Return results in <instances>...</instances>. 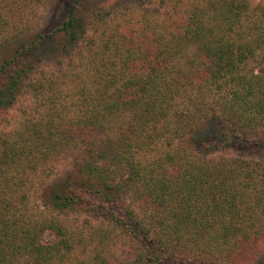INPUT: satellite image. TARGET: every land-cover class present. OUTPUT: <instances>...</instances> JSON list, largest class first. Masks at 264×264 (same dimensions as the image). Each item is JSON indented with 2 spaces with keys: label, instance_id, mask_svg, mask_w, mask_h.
Returning <instances> with one entry per match:
<instances>
[{
  "label": "trees",
  "instance_id": "1",
  "mask_svg": "<svg viewBox=\"0 0 264 264\" xmlns=\"http://www.w3.org/2000/svg\"><path fill=\"white\" fill-rule=\"evenodd\" d=\"M79 1L57 28L0 56L8 105L46 42L60 38L85 66L67 97H41L43 82H54L30 78L38 102L29 110L41 113L0 130V264H72L83 239L58 215L73 207L135 239L132 264L250 262L264 244V156L217 153L264 152V3L198 0L180 14L113 23L110 10H93L87 35L77 29ZM19 6L0 0V51ZM207 119L212 130H203ZM60 160L74 175L56 181ZM38 189L40 205H30Z\"/></svg>",
  "mask_w": 264,
  "mask_h": 264
},
{
  "label": "rangeland",
  "instance_id": "2",
  "mask_svg": "<svg viewBox=\"0 0 264 264\" xmlns=\"http://www.w3.org/2000/svg\"><path fill=\"white\" fill-rule=\"evenodd\" d=\"M196 1L198 0H80L77 7V29L79 31L84 29L87 35L91 34L89 22L92 18L93 10L101 11L105 17L110 10V14L114 17L108 16L107 19L113 23L125 17L128 19L138 18L142 13H146V16L154 17L153 15H155V10L157 9L172 8L180 14L191 2ZM74 2L75 0H16L17 5L20 4V6L14 11L16 24L10 30L11 43H8L6 47L4 46L3 50L1 49L0 56L11 54L13 52L11 50L16 46L15 43L20 39L23 42H27L30 36L36 32H49L57 28ZM249 2L252 6H255L258 3H264V0H249ZM59 40L60 38L52 42H46L41 47V50L30 58V61L37 66L34 69L32 68V72L18 89L20 102L17 101L13 105L4 104L7 100L5 98L3 103H0V110L7 112V116L4 114L0 116V130H7L10 126H18L24 119L30 116L35 118L41 113L43 109L41 107L38 108V111L30 112L29 110L33 108V104L35 105L38 102L35 96L32 98L28 92L29 86L26 85V82H30V78L39 79V77H45L51 78V81L54 82V89H50L48 85L50 80L43 82V84L41 83L43 85L41 88V94L43 95L41 97L47 96L52 91L60 92V94L62 93L63 96L67 97L84 80L83 71L85 66L83 61L76 55H71L70 57L60 44L57 45ZM68 46L72 48L74 44L72 43ZM19 58L21 59V57ZM257 63L254 62L253 65L262 66ZM203 125V130H212L213 120L207 119ZM217 154L247 159L264 156V152L241 146H233L230 150L227 149ZM56 170V175L52 177L56 181L64 179L66 176L74 175L69 160H60ZM40 190L38 189L33 195L30 205H40L37 201V195ZM58 216L73 234L83 239L81 244H79L80 241L77 242L75 253L72 256V264H79L78 262L81 261H84L85 264H100L103 260L101 258H106L109 262L108 264H132L137 262L136 258L139 250L135 239L123 234L120 228L112 226L108 221L97 215L94 210L86 211L84 208L73 207L61 211ZM100 230L102 232L105 231L104 233H107L110 238L105 240L102 237L100 238ZM44 240L51 241L53 236L46 232ZM258 250L260 251L250 262L243 264H264V244ZM95 258H98V260ZM215 264L218 263L216 262ZM219 264L224 263L220 262Z\"/></svg>",
  "mask_w": 264,
  "mask_h": 264
}]
</instances>
